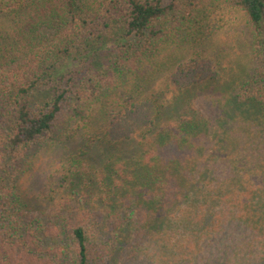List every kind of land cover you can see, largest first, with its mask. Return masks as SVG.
Here are the masks:
<instances>
[{
    "label": "trees",
    "instance_id": "16d2710c",
    "mask_svg": "<svg viewBox=\"0 0 264 264\" xmlns=\"http://www.w3.org/2000/svg\"><path fill=\"white\" fill-rule=\"evenodd\" d=\"M0 264H264V0H0Z\"/></svg>",
    "mask_w": 264,
    "mask_h": 264
},
{
    "label": "rangeland",
    "instance_id": "374dc122",
    "mask_svg": "<svg viewBox=\"0 0 264 264\" xmlns=\"http://www.w3.org/2000/svg\"><path fill=\"white\" fill-rule=\"evenodd\" d=\"M193 1L195 3H199V4L202 3V4L207 5V2L209 0H193ZM217 12L218 13L220 12V16L224 18L226 23L221 29L217 30V33L213 35L212 39L213 40L216 39L218 43L219 41L227 43L228 45L227 47H229L228 53L232 52L230 55H227L228 61L233 57H236V58L238 56L240 57V55L238 54L239 53V47H238L239 43L235 44L230 41H231L232 34L233 35L239 34L240 36L242 35V31L244 30V24H245V20L243 19V16L239 12L228 13L227 9H223L222 11H217ZM176 51H179L173 54V57L176 60L182 59L187 54L186 50L178 49ZM213 51L214 50H211L210 55L215 59L216 53ZM189 53L190 51L188 52V54ZM211 56L210 58L212 59ZM186 57L187 55L185 56V59ZM220 59L221 57L219 56L213 61L218 62L217 60H220ZM227 65L228 63H224V65L222 64V66H227ZM214 68L217 71V73L220 72L219 68L217 67H214ZM79 145H81L80 139H71L69 144L68 143L64 144V150L63 148H58L52 154L42 153L34 160L33 165H32L33 168L27 171L25 175L20 179V182H19L20 183L19 184L20 193L24 196V199L27 200V202L35 203L39 201L40 192L48 183V176L50 174V171L59 164L58 163L60 161L59 159L62 156H67L70 153L69 152L70 149H72L73 147H78Z\"/></svg>",
    "mask_w": 264,
    "mask_h": 264
}]
</instances>
